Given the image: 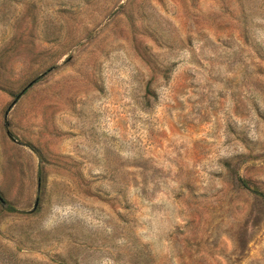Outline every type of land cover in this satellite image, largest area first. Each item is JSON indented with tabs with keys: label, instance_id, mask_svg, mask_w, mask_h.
Instances as JSON below:
<instances>
[{
	"label": "rangeland",
	"instance_id": "rangeland-1",
	"mask_svg": "<svg viewBox=\"0 0 264 264\" xmlns=\"http://www.w3.org/2000/svg\"><path fill=\"white\" fill-rule=\"evenodd\" d=\"M0 264H264V0H0Z\"/></svg>",
	"mask_w": 264,
	"mask_h": 264
}]
</instances>
